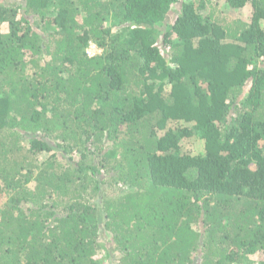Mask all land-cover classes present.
Instances as JSON below:
<instances>
[{
    "label": "trees",
    "instance_id": "obj_1",
    "mask_svg": "<svg viewBox=\"0 0 264 264\" xmlns=\"http://www.w3.org/2000/svg\"><path fill=\"white\" fill-rule=\"evenodd\" d=\"M0 199V264H264V0H0Z\"/></svg>",
    "mask_w": 264,
    "mask_h": 264
},
{
    "label": "rangeland",
    "instance_id": "obj_2",
    "mask_svg": "<svg viewBox=\"0 0 264 264\" xmlns=\"http://www.w3.org/2000/svg\"><path fill=\"white\" fill-rule=\"evenodd\" d=\"M201 4H202V6H205V2L204 1H201ZM89 46L87 48V51H88V53L90 55H96L99 52L98 50L96 51L95 48H92V46H90V47ZM3 203H4V201L0 199V206H2Z\"/></svg>",
    "mask_w": 264,
    "mask_h": 264
},
{
    "label": "clouds",
    "instance_id": "obj_3",
    "mask_svg": "<svg viewBox=\"0 0 264 264\" xmlns=\"http://www.w3.org/2000/svg\"><path fill=\"white\" fill-rule=\"evenodd\" d=\"M90 46H93L94 48H95V50L97 51V49H96V46L95 45H93V44H89ZM89 46V47H90ZM90 55V54H89ZM93 56H95V55H93Z\"/></svg>",
    "mask_w": 264,
    "mask_h": 264
},
{
    "label": "built area",
    "instance_id": "obj_4",
    "mask_svg": "<svg viewBox=\"0 0 264 264\" xmlns=\"http://www.w3.org/2000/svg\"><path fill=\"white\" fill-rule=\"evenodd\" d=\"M92 48H94V47L92 46Z\"/></svg>",
    "mask_w": 264,
    "mask_h": 264
}]
</instances>
